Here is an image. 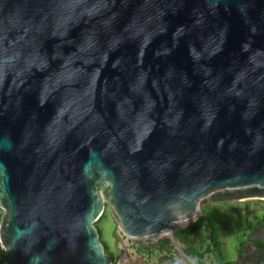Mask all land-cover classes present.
Returning a JSON list of instances; mask_svg holds the SVG:
<instances>
[{"label": "water", "instance_id": "95a60500", "mask_svg": "<svg viewBox=\"0 0 264 264\" xmlns=\"http://www.w3.org/2000/svg\"><path fill=\"white\" fill-rule=\"evenodd\" d=\"M264 198V0H0L5 264H111L208 202ZM144 264V263H130Z\"/></svg>", "mask_w": 264, "mask_h": 264}, {"label": "rangeland", "instance_id": "374dc122", "mask_svg": "<svg viewBox=\"0 0 264 264\" xmlns=\"http://www.w3.org/2000/svg\"><path fill=\"white\" fill-rule=\"evenodd\" d=\"M3 213L4 209L0 206V223ZM203 214L217 223L221 248L236 254L253 251L258 255L257 260L242 264H264V235L255 238L257 228L264 230V198L208 202L203 205ZM96 225L106 251L112 255L111 261L150 264L152 258L158 255H178L167 236L139 239L127 235L112 214L109 204H106ZM7 253L8 250L0 243V264H5Z\"/></svg>", "mask_w": 264, "mask_h": 264}, {"label": "crops", "instance_id": "0c3cea01", "mask_svg": "<svg viewBox=\"0 0 264 264\" xmlns=\"http://www.w3.org/2000/svg\"><path fill=\"white\" fill-rule=\"evenodd\" d=\"M214 223L216 229H218L217 223L216 222ZM263 235H264L263 228H257L255 232V238L258 239L262 238ZM209 244H210L209 240H206L204 244H199L198 247L200 248V252L199 254L192 255V260L189 258H185L182 255H177V256L158 255L157 257L152 258L153 262L150 264H242L243 262H254L255 260H257L256 257H258V255L255 254L253 251H248L249 254H245V253L236 254L232 250L231 251L224 250V248L221 247L219 248L221 253H219L214 251L213 249L212 250L207 249ZM183 245L187 250L188 248L187 245L185 244ZM144 264H148V263H144Z\"/></svg>", "mask_w": 264, "mask_h": 264}, {"label": "trees", "instance_id": "16d2710c", "mask_svg": "<svg viewBox=\"0 0 264 264\" xmlns=\"http://www.w3.org/2000/svg\"><path fill=\"white\" fill-rule=\"evenodd\" d=\"M214 224L213 220L202 214L195 221L178 229L176 235L183 244L187 245V252L191 255L199 254L200 248L198 246L199 244H204L206 240H210L207 249H213L221 253L219 250L220 244L218 242L217 229ZM8 256L9 252L6 258H8Z\"/></svg>", "mask_w": 264, "mask_h": 264}, {"label": "built area", "instance_id": "2783aa9c", "mask_svg": "<svg viewBox=\"0 0 264 264\" xmlns=\"http://www.w3.org/2000/svg\"><path fill=\"white\" fill-rule=\"evenodd\" d=\"M111 264H123L121 260L111 261Z\"/></svg>", "mask_w": 264, "mask_h": 264}, {"label": "bare ground", "instance_id": "6f19581e", "mask_svg": "<svg viewBox=\"0 0 264 264\" xmlns=\"http://www.w3.org/2000/svg\"><path fill=\"white\" fill-rule=\"evenodd\" d=\"M161 236H164V235H161Z\"/></svg>", "mask_w": 264, "mask_h": 264}]
</instances>
